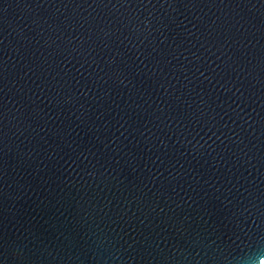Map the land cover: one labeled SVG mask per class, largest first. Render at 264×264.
<instances>
[{
	"label": "water",
	"instance_id": "1",
	"mask_svg": "<svg viewBox=\"0 0 264 264\" xmlns=\"http://www.w3.org/2000/svg\"><path fill=\"white\" fill-rule=\"evenodd\" d=\"M264 0H0V264H257Z\"/></svg>",
	"mask_w": 264,
	"mask_h": 264
},
{
	"label": "clouds",
	"instance_id": "2",
	"mask_svg": "<svg viewBox=\"0 0 264 264\" xmlns=\"http://www.w3.org/2000/svg\"><path fill=\"white\" fill-rule=\"evenodd\" d=\"M257 264H264V257H261V258L259 259V261L257 262Z\"/></svg>",
	"mask_w": 264,
	"mask_h": 264
}]
</instances>
